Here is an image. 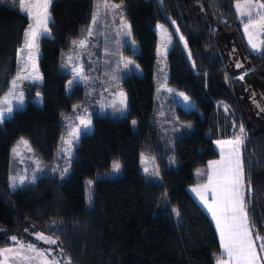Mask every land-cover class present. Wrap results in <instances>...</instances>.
<instances>
[{
	"label": "trees",
	"instance_id": "obj_1",
	"mask_svg": "<svg viewBox=\"0 0 264 264\" xmlns=\"http://www.w3.org/2000/svg\"><path fill=\"white\" fill-rule=\"evenodd\" d=\"M108 1L123 6L131 30L132 44L122 49L125 58L134 62V70L120 85L126 107L114 117L73 113L75 106L83 107L78 105H84L87 95L77 84L66 92L69 74L60 69V55L68 51L71 41L85 36L95 0H52L50 35L39 38L31 61L41 79H21L23 104H11L14 111L0 125V250L13 246L11 237L16 236L51 250L58 261L71 258L72 264H216L218 238L188 187L197 184V169L218 158L214 142L234 139L240 125L247 137L242 160L255 197L250 219L264 236V129L258 130L247 117L237 93L245 82L235 77L242 66L230 61L229 53L224 61L217 37L227 29L235 32L245 63L252 66L249 75H254L264 71V35L261 52L246 47L241 30L246 19L238 17L235 9L243 0ZM29 22L11 3H0V100L18 73V50ZM199 24L204 37L196 34ZM157 25L172 36L165 54V84L182 100L181 105L167 100L164 116L192 125L188 134L176 136L168 152L155 116ZM173 26L182 30L183 43L174 36ZM186 28L193 34H187ZM232 66L234 73L228 69ZM81 117L91 120L90 130L76 137L67 176H43L13 191L9 177L15 143L26 140L31 152L50 164L67 122L76 118L70 129L83 128ZM143 155L151 156L159 169L156 182L147 181L140 171ZM113 162L120 164L118 176L94 180L92 196L86 200L85 182L108 172ZM173 209L180 210L179 222ZM37 232L56 239L57 244L37 239Z\"/></svg>",
	"mask_w": 264,
	"mask_h": 264
},
{
	"label": "rangeland",
	"instance_id": "obj_2",
	"mask_svg": "<svg viewBox=\"0 0 264 264\" xmlns=\"http://www.w3.org/2000/svg\"><path fill=\"white\" fill-rule=\"evenodd\" d=\"M4 2L9 4L11 3V5L15 6L18 12L21 13V9L19 8L16 0H4ZM255 2L257 1L253 0V3ZM259 2L263 3L262 1ZM238 3L243 5L244 0ZM203 7L205 9L206 15H209L206 8V3L203 4ZM235 9L238 17H240L241 19H246L245 22H243L242 20L241 23V30L246 41V47L252 52H257L250 46L248 42L249 37L245 33L244 25L249 22L248 18L246 16H242L240 12L237 11L236 6ZM244 10L247 11V9ZM255 12L256 9H253V21L259 20V17L255 15ZM121 13L123 14V6L121 4L113 3L108 0H95L93 13V16L95 15L96 17L95 21L92 18V22L89 25L85 36L71 41V46L68 51H64L60 55V69L62 72L69 74V80L67 81L65 86L66 92H69L71 87L74 84H77L84 88L85 94L87 95V100L85 101V103H83L84 105H78L83 107H74L75 111H73V113L75 114H80L84 112H98L100 115L103 116L114 117L120 113L119 111H116V109L121 108V104L119 103L121 81L128 75V73L134 70L133 64L128 65V67L125 68L122 62V58L126 59L124 54L122 53L123 45L131 46L132 43L130 35L127 34L128 28L124 27L122 24V20L126 24L127 22L125 21ZM34 23L35 21L30 19L29 24ZM210 23H212L211 20ZM199 26L200 28L198 27L199 30L198 32H196V34L198 36L204 37V28L202 24H199ZM183 27H186V24H184ZM186 29L187 34H193L190 30H188V28ZM89 30L91 31V35H89ZM155 30L157 31V44L156 72L154 78V82L156 84V93L154 96V100L158 106L157 114H155V116L157 117V121L161 126L163 140L165 143L164 148L168 152L170 151V149L173 148L176 136L188 134L192 129V125L187 123L178 124L177 122H175L174 119L167 120L164 116V108L166 109L168 105L165 104L170 99L175 101L178 105L182 104V100L178 96H174L172 91H169V89L171 88H169L165 84L167 79L165 54L171 45L172 36L165 29L161 30L160 28L155 27ZM181 31L179 30V32H177V28L174 27L173 34L181 43H183V40L180 39V37L183 36ZM252 31V29H249V32ZM262 35H264V29L257 31L252 36L253 43H255L260 49H262ZM217 39L220 41L219 44L222 45L221 49L223 48V50H221V54L225 62H227L226 59L228 53H230L233 49H236L238 51V57H234L233 62L235 64V61H240V65L242 67L238 69V74L235 75V77L238 79H240V77H243L245 83L244 85L238 86L237 93L249 120L254 124V126L258 130L264 129V115L256 114L257 111L255 107L251 103H249V101H247L248 94L250 95V87H252V89H254L255 91L257 90V88H259L258 92L264 95V71L254 75H249L252 66L245 63L243 56L244 54H241L244 53L243 46L232 29L224 30L220 33ZM80 40L86 41L84 47L79 46ZM22 41L23 42L21 48L24 45L25 36H23ZM74 42L76 43L74 44ZM27 52L28 50L25 49L23 53V59L21 55H18L17 57L18 73H16V75L11 79L9 90L3 95L2 99L0 100V110H4L8 106L5 103V100L8 101V104L14 105L19 103V94L22 92L21 79L17 82V87L14 90L12 82L16 80L18 74L27 75L32 71L31 61H28L26 58ZM69 57H71V60L68 59ZM25 64H27L26 72L20 73V69L24 67ZM74 66L82 69L81 74L85 77V79H80V76L73 71ZM228 69L231 73L235 72L233 66L229 67ZM74 79L76 82L71 87H69L68 82ZM243 79L240 80L242 81ZM245 84H247V86H251H249V88H245ZM168 112L166 111V113ZM9 116L10 114L5 113L4 119L8 118ZM74 119L76 120V118H71V120L67 122L68 125L63 135L65 139L71 140L72 146L70 147L68 144L63 143L61 139L58 146V154L55 156V158L50 164H45L44 162L40 161L35 156V154H33L31 150H29L30 148L28 144L27 146H25V144L21 143V140L24 139H19L13 147V149H16V152L14 153L13 149L11 151L10 177H24L26 181L24 185L31 184L28 183V181L31 180L33 176H35L36 179L43 176H56L60 179L65 178L69 172V160L71 159L72 151L76 143V136H69V133L72 132L74 129V127L73 129H70V127L73 125ZM1 123L2 122H0V125ZM217 142L219 141H216V147H218ZM61 149H64V151H62ZM226 151L227 148L225 147V152ZM114 163L118 162H113L111 169L108 172L98 174L94 177V179H90L85 182V186L87 189L85 193L86 200H89V198H91L92 196L91 187L94 180L113 179L118 176L120 167L118 171H114ZM146 167L149 169V172L153 171L154 169H157L155 166L154 159L151 156L143 155L140 158V171L147 181L156 182L159 177H150L148 174H146L144 171ZM64 168H68V171L62 176L60 170ZM53 169L57 170L53 171ZM196 173V176L194 174V178L197 183L195 185L204 183L205 177L207 175L206 170H202V167H200L198 171H196ZM38 249L49 252L52 257V253L50 252L51 250L42 248ZM0 260H5L6 264H42V261L40 259H33L30 262H22L20 261L19 257L15 256L14 254H9L7 258L0 257Z\"/></svg>",
	"mask_w": 264,
	"mask_h": 264
},
{
	"label": "snow or ice",
	"instance_id": "obj_3",
	"mask_svg": "<svg viewBox=\"0 0 264 264\" xmlns=\"http://www.w3.org/2000/svg\"><path fill=\"white\" fill-rule=\"evenodd\" d=\"M4 0H0V3ZM19 8L24 11L27 16L34 20V24H29L28 29H26L24 36L25 42L21 49L18 50V55H21L23 59V53L25 49L27 52V60L34 61L36 56V49L38 47V40L43 35H50L48 24L50 22V13L48 11L52 0H16ZM237 11L240 12L242 16L248 18V23L244 25L245 33L248 35V42L250 46L257 52H261V49L253 43L252 36L259 30L264 29V3L257 2L253 3V0H244L243 5L237 3ZM35 9V14L33 13ZM244 9H247L245 11ZM253 9H256L255 15L259 17V20L253 21ZM121 15H123L121 13ZM95 15L93 20L95 21ZM175 21H173V24ZM122 24L124 27L128 28L127 34H131L130 26L127 25L123 20ZM161 30L163 29L162 25H157ZM249 29H252V32H249ZM177 32L179 29L177 28ZM89 35L91 31L89 30ZM181 40L184 39L183 36L180 37ZM76 42H74L75 44ZM86 44L85 40L79 41V46L84 47ZM187 47V44H185ZM264 55V52H261ZM191 55V54H189ZM71 60V57L68 58ZM122 62L125 68L128 65L133 64L134 62L131 59H123ZM241 65L238 63L237 67ZM138 67V66H137ZM27 70V64L20 69V73H25ZM73 71L80 76V79H85L81 74L82 69L73 67ZM20 79H31L33 81L40 80L41 77L36 68L35 63H32V71L27 75H19L16 80L12 82L13 90L17 87V82ZM243 79V77H240ZM74 80L68 82V86L71 87L74 83ZM169 91H172L169 89ZM14 94V93H13ZM40 94L37 93V96ZM183 96L184 101L189 102L190 98L183 93H180ZM120 101L122 105L121 108L116 109V111L123 112L126 107V96L121 91L119 93ZM23 93L19 94V101L21 105L23 104ZM5 103L8 105L4 110H0V122L3 121L5 113L11 114L14 109L11 104H8V101L5 100ZM75 111V108L73 109ZM80 123L83 128L77 127L69 133V136H76L77 139L80 135L86 133L90 130L91 120L79 118ZM135 125L136 121L132 122ZM63 143L72 146L71 140L61 138ZM246 134L245 128L243 125H240L239 134L234 136V139L217 142L218 147L221 148V160L213 161L209 164V169L211 170L208 173L207 183L193 188L192 191L195 192L199 198L200 203L203 204L204 208L211 214L212 220L215 222L216 229L219 233L221 253L216 257V264H264V236L260 235L256 231L255 222L250 219L251 212V203L255 197L253 196V185L249 179L246 178L244 161L242 160V152L246 144ZM21 143L27 146V141L21 140ZM225 147L227 151L225 152ZM31 150V149H29ZM64 151V149H61ZM13 152H16V149H13ZM120 165L118 163L113 164V170L118 171ZM39 170V165H38ZM57 169H53L56 171ZM63 174L67 173L68 168L60 170ZM145 173L150 177H159V169H154L149 172V169L146 167L144 169ZM199 174V173H198ZM36 177L33 176L28 183H35ZM24 177H10L9 186L16 190L20 185L25 184ZM211 193L209 196L208 194ZM167 197V193L163 194ZM90 200V198H89ZM211 201V202H209ZM173 213L176 216L178 222L180 217V210L173 209ZM2 231V229H0ZM27 232L28 229L26 228ZM264 231V230H262ZM37 239L42 240L49 244H57V240L51 237L45 236L43 233H35ZM13 247L5 248L0 250V257L7 258L9 254H14L18 256L22 262H30L33 259H40L42 264H72L71 258H67L64 261H58L51 257L49 252L39 250L32 243L22 242L18 237L12 236ZM61 256L64 254V250H60ZM0 264H6L5 260H0Z\"/></svg>",
	"mask_w": 264,
	"mask_h": 264
},
{
	"label": "crops",
	"instance_id": "obj_4",
	"mask_svg": "<svg viewBox=\"0 0 264 264\" xmlns=\"http://www.w3.org/2000/svg\"><path fill=\"white\" fill-rule=\"evenodd\" d=\"M236 5H237V4H236ZM35 11H36V10L33 9V13H35ZM21 13L26 14L25 12H22V10H21ZM216 141L223 142V141H227V139H225V140H216ZM216 141L214 142V147L216 148V150H217V152H218V158L215 159V160L208 161L207 164H206V167H205V168H202V170H206V173H207V175H206V177H205V182L202 183V184H198V185H194V186H190V187H188V192H189V193L191 194V196L194 198V200L196 201V203L198 204V206H199V207H200V208L206 213V215H207L208 218L210 219V221H211V223H212V225H213V227H214V230H215L216 236H217V238H218L219 245H220L219 233H218V231H217V229H216L215 222L212 220L211 214L207 211L206 208H204L203 204L200 203V198H199V196H198L195 192L192 191L193 188H197V187H199V186H201V185L207 183V180H208V173L211 171V170L209 169V164H210V162H213V161H220V160H221V148H220V147H216V144H215ZM196 171H198V169H197ZM196 171H195V176L197 175ZM208 195L210 196L211 193H209ZM209 202H211V201H209ZM221 251H222V249H221V245H220V253H221Z\"/></svg>",
	"mask_w": 264,
	"mask_h": 264
},
{
	"label": "flooded vegetation",
	"instance_id": "obj_5",
	"mask_svg": "<svg viewBox=\"0 0 264 264\" xmlns=\"http://www.w3.org/2000/svg\"><path fill=\"white\" fill-rule=\"evenodd\" d=\"M236 51L237 50L234 49V52H236ZM234 52H233V54L231 52L229 53V59H230V61H234V57H238V54L236 55V53L234 54ZM249 90H250V92H249L250 95L248 94L247 101H249V103H251L255 107L254 101L257 100L260 103V107L263 108V110H262V112H258L257 109H256V107H255V109L257 111L256 114H258V115H264V95L262 93L258 92L259 91V88H257V90L255 91L254 89H252V87H250ZM261 92H262V90H261ZM253 94H254V97H253Z\"/></svg>",
	"mask_w": 264,
	"mask_h": 264
},
{
	"label": "water",
	"instance_id": "obj_6",
	"mask_svg": "<svg viewBox=\"0 0 264 264\" xmlns=\"http://www.w3.org/2000/svg\"><path fill=\"white\" fill-rule=\"evenodd\" d=\"M238 63L241 64L240 61H238L237 64ZM253 97H254V94H253ZM254 105H255L258 112H262L263 108L260 107V103L257 100L254 101Z\"/></svg>",
	"mask_w": 264,
	"mask_h": 264
}]
</instances>
